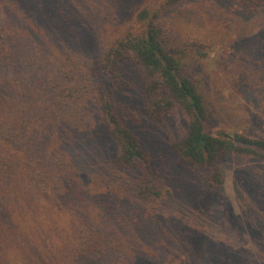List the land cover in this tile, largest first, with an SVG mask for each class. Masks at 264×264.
<instances>
[{
	"label": "rangeland",
	"instance_id": "rangeland-1",
	"mask_svg": "<svg viewBox=\"0 0 264 264\" xmlns=\"http://www.w3.org/2000/svg\"><path fill=\"white\" fill-rule=\"evenodd\" d=\"M238 2L0 0V31L13 48L0 87L21 122L37 126L25 136L0 130V242L14 243L15 264L30 257L33 264H264V159L227 151L193 168L174 151L188 132L187 113L175 108L154 119L137 91L150 119L139 131L142 156L149 151L170 176L161 188L140 189L136 170L113 171L122 146L101 112L95 121L67 113L82 95L120 84L110 68L94 65L116 39L143 32L138 13L147 8L160 11L169 46L205 98L207 132L234 145L238 135L264 140V0ZM129 60L124 93L134 91L132 79L149 78ZM11 76L25 88L10 90ZM48 101L62 106L64 121L41 129L48 113L39 108ZM216 169L222 185L210 187L205 180ZM34 181L52 187L39 186L37 196Z\"/></svg>",
	"mask_w": 264,
	"mask_h": 264
},
{
	"label": "trees",
	"instance_id": "trees-1",
	"mask_svg": "<svg viewBox=\"0 0 264 264\" xmlns=\"http://www.w3.org/2000/svg\"><path fill=\"white\" fill-rule=\"evenodd\" d=\"M182 1L167 0L165 6H174ZM241 1L243 0L237 3V8L244 5ZM165 6L160 7L163 9ZM256 10L259 11L260 8ZM160 16L159 10L152 11L147 8L138 13V20L143 23V32L133 35L130 30L125 36L116 39L112 43L113 45L106 48L104 55L94 65L96 72L99 69L110 68L113 73V83L118 81L120 84L102 92L96 89L95 96L88 95V93L82 95L80 103L76 106L70 105L68 115L75 117L84 115L95 121L97 113L100 115L101 112V123L106 125L108 130H113L115 138L122 146V150L119 151L115 159L113 171L127 176L131 170H136L137 173L133 176L140 189L161 188V184L169 182L170 176L164 170V162L160 165L161 168L154 165L155 159L149 151L146 152L147 155L142 156V151L139 148L142 137L139 131L144 129L142 127L150 119L135 100V94H139L137 91L144 94L149 104L150 114L154 119L165 118L175 108H181L187 113L189 117L188 132L183 140L174 145V151L180 161L190 163L193 168H208L214 165L216 160L227 151H236V153L264 159V140L238 135L239 143L234 145L227 138L215 137L207 132L206 120L209 113L205 98L194 79L185 71L181 59L176 54L177 50L169 46L171 40L168 28L160 20ZM12 50V42L6 40L0 31V67L2 69L6 66L11 70L13 55L10 51ZM129 59L138 65L137 69L143 72V75L148 74L149 78L146 77V80L143 78L137 82L132 79L129 89L134 91L124 93L121 91V81L119 80L124 78L123 70L130 61ZM5 79L9 85L11 84L10 90L19 91L25 88L24 82L18 81L14 76L5 77ZM39 103L41 105V102ZM132 105H136L140 110ZM58 108L60 109L62 106L51 104L50 101L40 106L39 110L42 113H48L46 120L40 123L43 127L41 129H47L53 124H62L64 119L59 115ZM51 121L55 122L51 123ZM35 128L37 126L29 129L21 122L16 106L6 101L5 91L0 87V130L2 132L9 130L16 136H25L34 133ZM221 181V174L216 169L207 175L205 183L213 187L216 186V182L222 185ZM32 186H34L32 188L37 196L43 193L38 190L39 186H43L45 191H49L48 188L52 187L48 186L47 181L44 183L34 181ZM152 192L155 195L161 194V190ZM3 241L0 242V264H15L14 260H11L14 243H8L9 237H4ZM87 249L94 251L95 247ZM84 261L86 264H95L89 259ZM33 263V257L26 259L25 264ZM159 264L173 263L171 260H165Z\"/></svg>",
	"mask_w": 264,
	"mask_h": 264
}]
</instances>
